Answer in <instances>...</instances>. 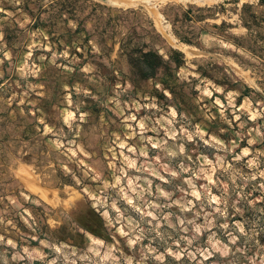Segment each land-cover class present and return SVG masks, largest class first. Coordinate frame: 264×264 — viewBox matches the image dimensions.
Masks as SVG:
<instances>
[{"label":"rangeland","instance_id":"374dc122","mask_svg":"<svg viewBox=\"0 0 264 264\" xmlns=\"http://www.w3.org/2000/svg\"><path fill=\"white\" fill-rule=\"evenodd\" d=\"M143 43L190 113L122 81ZM261 235L264 0H0V264H264Z\"/></svg>","mask_w":264,"mask_h":264},{"label":"trees","instance_id":"16d2710c","mask_svg":"<svg viewBox=\"0 0 264 264\" xmlns=\"http://www.w3.org/2000/svg\"><path fill=\"white\" fill-rule=\"evenodd\" d=\"M14 38L8 33L5 35L4 39L8 47L11 46V41ZM182 40L191 41L186 37H182ZM127 55L129 71L126 73L121 71L123 82L128 80L137 89L143 83L152 80L155 85L152 94H155L160 100L173 103L179 113H182L186 108L188 109V106L191 105L189 98L193 92L187 89V82L185 80L180 81L179 76H177V71L185 64L183 52L171 50L168 57L165 58L158 49L150 47L148 43H143L132 47ZM114 79L116 77L112 75L111 80ZM69 84L72 86L73 81H69ZM188 112L190 113L189 109ZM260 238L264 239V235H261ZM238 239L241 241L243 235H239ZM32 242L34 243V241Z\"/></svg>","mask_w":264,"mask_h":264},{"label":"bare ground","instance_id":"6f19581e","mask_svg":"<svg viewBox=\"0 0 264 264\" xmlns=\"http://www.w3.org/2000/svg\"><path fill=\"white\" fill-rule=\"evenodd\" d=\"M121 1V0H120ZM127 1V0H126ZM130 1V0H129ZM142 1V0H141ZM144 1H146V2H152V0H144ZM201 1H210V0H201Z\"/></svg>","mask_w":264,"mask_h":264}]
</instances>
